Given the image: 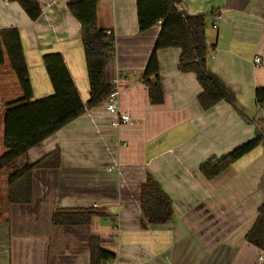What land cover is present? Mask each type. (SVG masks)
Here are the masks:
<instances>
[{
  "label": "crops",
  "instance_id": "crops-1",
  "mask_svg": "<svg viewBox=\"0 0 264 264\" xmlns=\"http://www.w3.org/2000/svg\"><path fill=\"white\" fill-rule=\"evenodd\" d=\"M38 1L42 15L33 21L18 2L0 0V29L20 30L33 97L53 93L42 57L61 52L87 101L81 25L68 8L75 0ZM136 1L98 0L97 10L99 26L116 34L107 80L133 122L112 126L106 100L29 150L35 163L58 149L60 163L35 168L31 202L10 205V220L0 223V264H91L93 236L116 254L102 264H264V250L246 241L264 203V141L212 180L200 170L264 135V106L256 103L264 86V0L176 1L182 13L207 19L208 70L224 94L209 110L199 104L195 74L179 70L178 48L158 52L164 101L151 103L142 76L161 25L140 31ZM148 173L172 199L173 216L143 227ZM92 207L102 215L89 224L53 223L56 210Z\"/></svg>",
  "mask_w": 264,
  "mask_h": 264
},
{
  "label": "trees",
  "instance_id": "trees-1",
  "mask_svg": "<svg viewBox=\"0 0 264 264\" xmlns=\"http://www.w3.org/2000/svg\"><path fill=\"white\" fill-rule=\"evenodd\" d=\"M18 2L31 20L42 15L38 0H9ZM177 0H137L140 31L160 24L161 30L151 52L142 81L152 104L164 101L160 81L158 52L166 48L180 49L178 68L194 73L202 91L198 101L209 110L224 94L209 74V50L206 40L205 15H186L178 10ZM68 8L81 25V39L89 80V97L83 101L61 52L43 55V63L53 86V93L38 99L25 59L20 30L16 27L0 29V223L10 220L13 202L30 203L32 172L35 168H56L60 163L57 149L32 163L29 150L80 117L88 109L98 107L116 92L117 86L107 80L106 64L116 50L113 28L98 23V0H75ZM256 103L264 106V86L256 88ZM264 141L257 135L234 148L222 158L212 157L200 170L209 180L227 170L235 161L256 149ZM143 227L164 224L172 219L173 201L155 177L147 174L141 189ZM102 215L96 208L60 209L53 213L55 225H85L93 217ZM246 241L264 250V203L258 208L256 221L246 234ZM91 264L113 260L116 254L102 247L101 239L90 240Z\"/></svg>",
  "mask_w": 264,
  "mask_h": 264
},
{
  "label": "built area",
  "instance_id": "built-area-1",
  "mask_svg": "<svg viewBox=\"0 0 264 264\" xmlns=\"http://www.w3.org/2000/svg\"><path fill=\"white\" fill-rule=\"evenodd\" d=\"M222 19V14L217 13L214 18L213 27L216 29L218 28L219 22ZM261 62V57H255V63L258 65ZM107 110L114 115L113 121L111 122L112 126H119L121 124L132 123L133 118L131 113L128 111H122L118 107L117 103V92H115L110 98L107 105ZM126 145V143H124ZM110 171L114 170V167L109 168Z\"/></svg>",
  "mask_w": 264,
  "mask_h": 264
},
{
  "label": "rangeland",
  "instance_id": "rangeland-1",
  "mask_svg": "<svg viewBox=\"0 0 264 264\" xmlns=\"http://www.w3.org/2000/svg\"><path fill=\"white\" fill-rule=\"evenodd\" d=\"M260 117H262V114H260Z\"/></svg>",
  "mask_w": 264,
  "mask_h": 264
}]
</instances>
